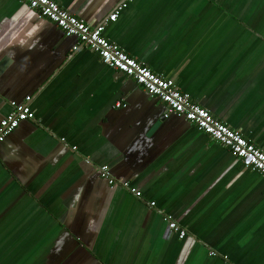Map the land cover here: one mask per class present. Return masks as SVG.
Masks as SVG:
<instances>
[{"label":"crops","instance_id":"crops-1","mask_svg":"<svg viewBox=\"0 0 264 264\" xmlns=\"http://www.w3.org/2000/svg\"><path fill=\"white\" fill-rule=\"evenodd\" d=\"M56 1L264 151V0H133L114 22L123 0ZM26 97L0 144V264H264V177L0 0V121Z\"/></svg>","mask_w":264,"mask_h":264},{"label":"built area","instance_id":"built-area-1","mask_svg":"<svg viewBox=\"0 0 264 264\" xmlns=\"http://www.w3.org/2000/svg\"><path fill=\"white\" fill-rule=\"evenodd\" d=\"M29 9L35 11L39 18L53 23L65 37L75 38L78 45L95 54L100 62L121 73L133 81L149 96L160 101L165 109L164 116L176 115L182 117L195 129L206 135L211 141L227 149L230 154L240 161L244 169L256 172L264 177V151L247 140L237 131L215 118L208 110L194 102L187 94L182 93L173 79L152 72L147 66L126 54L119 46L110 42L103 35L106 23L88 24L73 16L56 0H18ZM133 0H123L108 16L107 21L114 22L118 13L125 9ZM26 97L22 103L11 101V112L0 121V144L9 136L21 122L34 120L29 102ZM119 107L120 104H117ZM122 107H125L123 105ZM99 175L108 185L119 184L122 188L140 197V192L130 188L127 182L116 180L107 165L98 168ZM155 206L154 202L150 203ZM167 229L178 239L187 236V231L168 216H163ZM210 256L215 253L210 251Z\"/></svg>","mask_w":264,"mask_h":264},{"label":"water","instance_id":"water-1","mask_svg":"<svg viewBox=\"0 0 264 264\" xmlns=\"http://www.w3.org/2000/svg\"><path fill=\"white\" fill-rule=\"evenodd\" d=\"M136 85V84H135ZM137 86V85H136ZM155 100H157V99H155ZM164 109H165V107H164ZM169 116H176V115H169ZM169 116H167V117H169ZM177 117H179V116H177ZM164 118H165V116H164ZM182 118V117H181ZM183 119V118H182ZM184 120V119H183ZM186 230V229H185ZM168 233H171L169 230H168Z\"/></svg>","mask_w":264,"mask_h":264},{"label":"trees","instance_id":"trees-1","mask_svg":"<svg viewBox=\"0 0 264 264\" xmlns=\"http://www.w3.org/2000/svg\"><path fill=\"white\" fill-rule=\"evenodd\" d=\"M243 167V166H242Z\"/></svg>","mask_w":264,"mask_h":264}]
</instances>
